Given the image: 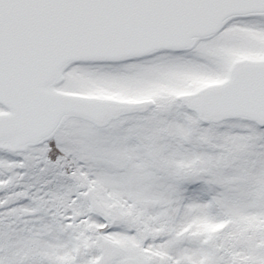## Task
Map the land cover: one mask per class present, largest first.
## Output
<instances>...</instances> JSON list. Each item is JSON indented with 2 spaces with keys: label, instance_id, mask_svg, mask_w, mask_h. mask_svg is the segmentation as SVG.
Instances as JSON below:
<instances>
[{
  "label": "snow or ice",
  "instance_id": "obj_1",
  "mask_svg": "<svg viewBox=\"0 0 264 264\" xmlns=\"http://www.w3.org/2000/svg\"><path fill=\"white\" fill-rule=\"evenodd\" d=\"M0 264H264V0H0Z\"/></svg>",
  "mask_w": 264,
  "mask_h": 264
}]
</instances>
